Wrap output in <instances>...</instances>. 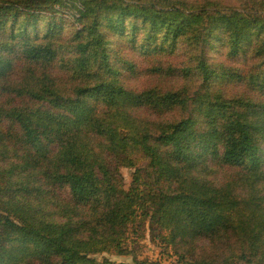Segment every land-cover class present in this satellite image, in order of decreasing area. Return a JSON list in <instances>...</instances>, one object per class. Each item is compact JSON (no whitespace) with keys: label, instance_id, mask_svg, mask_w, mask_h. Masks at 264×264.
Returning a JSON list of instances; mask_svg holds the SVG:
<instances>
[{"label":"trees","instance_id":"16d2710c","mask_svg":"<svg viewBox=\"0 0 264 264\" xmlns=\"http://www.w3.org/2000/svg\"><path fill=\"white\" fill-rule=\"evenodd\" d=\"M110 257L264 264V0H0V264Z\"/></svg>","mask_w":264,"mask_h":264},{"label":"rangeland","instance_id":"374dc122","mask_svg":"<svg viewBox=\"0 0 264 264\" xmlns=\"http://www.w3.org/2000/svg\"><path fill=\"white\" fill-rule=\"evenodd\" d=\"M131 169H125V168H120V174L123 176L125 179V186L127 187L130 182V176H131ZM140 238L135 239L136 245L133 246L135 254L138 256L139 259H144L147 258L149 260H157L159 259V249L158 247L150 241L149 234L146 230L140 233ZM102 257H107V255H100L97 256L96 259L101 260ZM111 259H117L120 261H123L124 263L127 264H133V261L131 258H117V257H110ZM173 260V259H170ZM166 264H171L170 262H167Z\"/></svg>","mask_w":264,"mask_h":264}]
</instances>
